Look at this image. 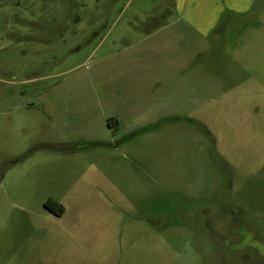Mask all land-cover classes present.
Wrapping results in <instances>:
<instances>
[{
  "label": "rangeland",
  "instance_id": "rangeland-1",
  "mask_svg": "<svg viewBox=\"0 0 264 264\" xmlns=\"http://www.w3.org/2000/svg\"><path fill=\"white\" fill-rule=\"evenodd\" d=\"M186 2L0 0V264H264V0Z\"/></svg>",
  "mask_w": 264,
  "mask_h": 264
},
{
  "label": "crops",
  "instance_id": "crops-1",
  "mask_svg": "<svg viewBox=\"0 0 264 264\" xmlns=\"http://www.w3.org/2000/svg\"><path fill=\"white\" fill-rule=\"evenodd\" d=\"M181 0H177V3L180 2ZM187 1L186 3H192L191 0H184ZM239 1L242 2V0H197L196 2L192 3L191 5L196 6V9L192 8V10H195L194 14H197V12H201V7L202 4H204V6H208L210 8H218V9H222L225 8L227 12L233 11L237 5V3H239ZM66 214V212H65ZM65 214L63 215V217L65 216ZM61 217V218H63Z\"/></svg>",
  "mask_w": 264,
  "mask_h": 264
},
{
  "label": "trees",
  "instance_id": "trees-1",
  "mask_svg": "<svg viewBox=\"0 0 264 264\" xmlns=\"http://www.w3.org/2000/svg\"><path fill=\"white\" fill-rule=\"evenodd\" d=\"M45 208L60 218L63 217L66 212L65 207L59 204L58 202L54 201L53 199H50L45 203Z\"/></svg>",
  "mask_w": 264,
  "mask_h": 264
}]
</instances>
